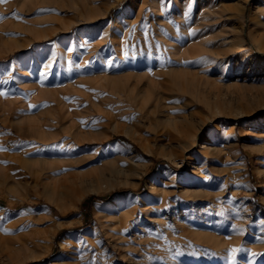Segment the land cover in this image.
<instances>
[{
  "label": "rangeland",
  "instance_id": "1",
  "mask_svg": "<svg viewBox=\"0 0 264 264\" xmlns=\"http://www.w3.org/2000/svg\"><path fill=\"white\" fill-rule=\"evenodd\" d=\"M126 1L0 0V264H264V0Z\"/></svg>",
  "mask_w": 264,
  "mask_h": 264
},
{
  "label": "bare ground",
  "instance_id": "2",
  "mask_svg": "<svg viewBox=\"0 0 264 264\" xmlns=\"http://www.w3.org/2000/svg\"><path fill=\"white\" fill-rule=\"evenodd\" d=\"M119 0H114V2H117ZM148 6V5H147ZM159 2H154L152 4V7L153 9H155L156 11L159 9ZM127 9L124 11V8ZM144 7V3H139L137 0H127L124 7L121 9L120 13L113 17L111 21L108 22V25H107V28L105 29L104 33H103V36L107 42V44H128V43H131V44H136V43H140L139 39L136 38V32H138L140 30V27H141V23H143L145 20H143L144 18H146V13L144 12V10L147 8H143ZM169 7V6H168ZM251 7V6H250ZM170 9V8H168ZM166 9V11L168 10ZM184 8L182 7V10ZM254 9V8H253ZM169 11V10H168ZM183 12V11H182ZM184 13V12H183ZM188 13V12H187ZM190 13V12H189ZM188 13V14H189ZM149 14V13H148ZM152 14V13H151ZM186 14V12H185ZM187 14V15H188ZM191 14V13H190ZM189 14V15H190ZM161 15V14H160ZM177 15V14H176ZM180 16V15H179ZM148 17V16H147ZM181 17V16H180ZM153 20L156 21V20H159L156 16V14L154 15L153 14ZM182 18V17H181ZM185 18V17H184ZM164 19V18H163ZM147 20V19H146ZM149 20V19H148ZM151 20V21H153ZM161 20V19H160ZM162 21V20H161ZM163 21H166V20H163ZM149 21H147L148 23ZM147 26V25H146ZM87 27V26H86ZM149 29V28H148ZM147 30V29H145ZM158 30V29H157ZM149 31V30H148ZM94 31L91 30L90 28H87L86 30H84L81 34H80V39H82L84 36H88V37H92V36H95L96 35V32L93 33ZM145 33V32H144ZM161 33V32H160ZM132 36V38H127L128 35ZM154 34V33H153ZM162 34V33H161ZM145 35V34H144ZM79 36V35H78ZM206 36V35H205ZM141 37V36H140ZM152 37V36H150ZM202 37V36H201ZM79 38V37H77ZM142 39V38H141ZM144 39V38H143ZM94 40V39H92ZM81 42V40H80ZM92 43V42H91ZM89 45V44H88ZM72 46V45H71ZM93 46V45H91ZM205 44L203 42H200V44H197V48L198 50L201 51L202 47H204ZM94 48V47H93ZM206 48V47H205ZM74 51V50H73ZM177 53H180V49H176ZM68 52V51H66ZM69 53V52H68ZM57 54V53H56ZM121 54V53H120ZM71 55V53H70ZM68 54V56H70ZM247 55V54H246ZM245 54L243 56H246ZM242 57V56H241ZM245 58V57H244ZM243 58V59H244ZM242 59V60H243ZM65 60V59H64ZM252 64H254L255 62L253 60H251ZM64 68V67H63ZM230 139V138H229ZM63 141V140H62ZM64 142V141H63ZM62 142V143H63ZM61 143V142H60ZM55 144V143H54ZM60 145V144H59ZM64 145V144H63ZM62 145V146H63ZM52 146V145H51ZM55 146V145H54ZM62 148V147H61ZM210 149V147L204 145V144H201L199 146V150L202 152H205L206 154L208 153V150ZM199 151V152H200ZM196 167V166H195ZM197 168V167H196ZM195 168V170H196ZM173 176H171L172 178ZM170 179V178H169ZM172 180V179H171ZM189 184V183H188ZM167 185V184H166ZM154 185L151 184L150 187H149V190L150 191H154ZM161 193V192H160ZM151 206V205H150ZM153 207V206H152ZM147 208V207H146ZM151 208V207H150ZM148 209V208H147ZM123 214V213H122ZM119 215V214H118ZM116 215V216H118ZM113 216V215H112ZM128 214H123L119 217H115V215L112 217V219H110L111 222H113L115 225V227L118 228V230L121 232V233H125L127 231L128 228H126V218H127ZM262 224V223H261ZM95 229V228H94ZM196 233V232H195ZM202 233V232H201ZM200 233V234H201ZM199 234V237L201 239H203L204 243L206 242L210 247H211V254L210 256L213 257L214 255H217L218 258H223V257H229V258H235L236 254H237V246L235 244H231V242L233 241H230L228 243L227 242H224L225 240L222 241V239L220 238H217V237H214L212 235H206L205 232L204 234L205 235H200ZM212 234V233H211ZM192 235H194L192 233ZM198 235V234H197ZM196 235V236H197ZM195 236V235H194ZM199 239V238H198ZM225 239V238H224ZM229 240V238H228ZM240 245V244H239ZM209 247V248H210ZM246 249V248H245ZM245 252V251H244ZM241 254V252H240ZM246 254V253H245ZM249 254V253H248ZM192 255V254H191ZM193 256V255H192ZM203 256H206V255H201L199 258H197V256H194L193 258H190V259H187V260H184V261H174L173 264H218L217 261L215 260H212L213 263H211L210 261H208L206 259V257H203ZM224 259V258H223ZM222 259V262H224ZM232 259V260H233ZM171 260V259H169ZM198 260V261H197ZM226 260V259H225ZM247 260V258H246ZM173 261V260H172ZM235 261V259H234ZM238 261V259H237ZM236 261V262H237ZM244 261V260H243ZM242 261V262H243ZM152 262V261H151ZM230 263V262H229ZM227 263V264H229ZM232 263V262H231ZM230 263V264H231ZM234 263V262H233ZM220 264V263H219ZM222 264V263H221ZM225 264V263H224ZM238 264H242V263H238Z\"/></svg>",
  "mask_w": 264,
  "mask_h": 264
},
{
  "label": "snow or ice",
  "instance_id": "3",
  "mask_svg": "<svg viewBox=\"0 0 264 264\" xmlns=\"http://www.w3.org/2000/svg\"><path fill=\"white\" fill-rule=\"evenodd\" d=\"M41 11H45V10H41ZM0 18H2V17H0Z\"/></svg>",
  "mask_w": 264,
  "mask_h": 264
}]
</instances>
